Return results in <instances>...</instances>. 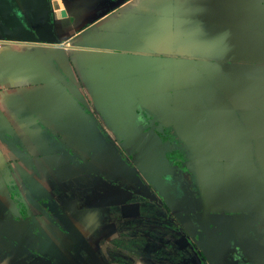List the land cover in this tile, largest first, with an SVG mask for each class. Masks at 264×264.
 Segmentation results:
<instances>
[{"label": "crops", "instance_id": "1", "mask_svg": "<svg viewBox=\"0 0 264 264\" xmlns=\"http://www.w3.org/2000/svg\"><path fill=\"white\" fill-rule=\"evenodd\" d=\"M203 262L264 264V0H0V264Z\"/></svg>", "mask_w": 264, "mask_h": 264}, {"label": "flooded vegetation", "instance_id": "2", "mask_svg": "<svg viewBox=\"0 0 264 264\" xmlns=\"http://www.w3.org/2000/svg\"><path fill=\"white\" fill-rule=\"evenodd\" d=\"M54 138V137H53ZM184 168L183 165L180 164H175L172 172H171V177H185L184 176ZM183 179V178H182ZM174 179L170 180V183L173 181ZM184 181V179H183ZM175 182V181H173ZM181 183V182H180ZM118 184H120L119 187H121V189H125L126 192L131 193V197L130 199L133 200L134 195L136 194V192L128 185H124L123 183L118 182ZM186 182H184V186H186ZM172 186H176L175 183H172ZM177 190L180 189V187H176ZM152 189V188H151ZM134 191V192H133ZM136 199L139 200V198L136 197ZM54 201V200H53ZM142 202V201H141ZM148 206L142 208V211L144 212V214H147V222H150L154 225L155 228H153L154 230H158L157 233H155V237H157L159 235V237H166L167 235V230H169L170 232H172V230H170V227L174 229L175 227V232L178 231V226H177V221L174 217V214L171 212V210L169 209V207L164 204L163 202H154V201H147ZM164 231V233H163ZM174 241H169L167 242L168 244L164 243L163 240H160L158 243H153L151 245V247H149V249H146L148 251V255L152 256L154 259L164 255L165 253H167L168 251H172L175 253H182L184 252V250H180V247L176 244V240L173 239ZM145 250V251H146Z\"/></svg>", "mask_w": 264, "mask_h": 264}, {"label": "water", "instance_id": "3", "mask_svg": "<svg viewBox=\"0 0 264 264\" xmlns=\"http://www.w3.org/2000/svg\"><path fill=\"white\" fill-rule=\"evenodd\" d=\"M118 186H120V184H118ZM41 200H43V201H48V199H44V198H41ZM21 203V202H20ZM47 206V205H46ZM48 208H49V206H48ZM22 211H24V213H26V215L28 216V218L29 219H27V220H25L26 222H28V221H30V219H31V212L29 211V209L26 207V205L24 206V210H22ZM45 214H46V212H44Z\"/></svg>", "mask_w": 264, "mask_h": 264}, {"label": "trees", "instance_id": "4", "mask_svg": "<svg viewBox=\"0 0 264 264\" xmlns=\"http://www.w3.org/2000/svg\"><path fill=\"white\" fill-rule=\"evenodd\" d=\"M172 256H174V260L176 261L177 257H176V254L178 253H175V252H172V251H168ZM179 254H182L183 256V253H179ZM204 263V262H203ZM205 264V263H204Z\"/></svg>", "mask_w": 264, "mask_h": 264}, {"label": "rangeland", "instance_id": "5", "mask_svg": "<svg viewBox=\"0 0 264 264\" xmlns=\"http://www.w3.org/2000/svg\"><path fill=\"white\" fill-rule=\"evenodd\" d=\"M153 230H154V229H153ZM170 230H172V231L174 232V230H175V227H174V229L170 227ZM199 264H200V263H199Z\"/></svg>", "mask_w": 264, "mask_h": 264}]
</instances>
